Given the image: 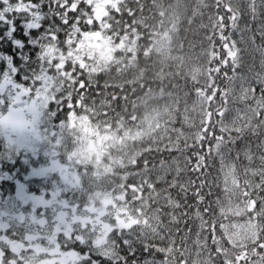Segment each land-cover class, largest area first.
<instances>
[{"label": "trees", "instance_id": "16d2710c", "mask_svg": "<svg viewBox=\"0 0 264 264\" xmlns=\"http://www.w3.org/2000/svg\"><path fill=\"white\" fill-rule=\"evenodd\" d=\"M9 2L15 7L17 0ZM224 2L239 12L236 29L229 20L231 13L223 5L218 7L216 0H114L109 3L92 0V18L98 25H93L87 35L77 38L68 48L63 44L66 37L59 25L61 22L52 15V11L63 10L51 0H32L38 6L39 21L34 22L31 15L18 12L5 13V19L0 21V82L9 73L13 83L21 87L36 85L44 74L56 77L55 83L63 80L60 92L49 88L63 103L50 100L45 118L56 131L51 140L57 134L61 138L59 146L52 141L58 151L54 156L56 162L71 172L65 180L56 175L57 183L64 185L72 177L73 167L80 176L81 188L76 194L80 205L73 209L56 204L71 212L69 219L79 215L86 202L97 196L113 200V208L123 205L132 210L141 202L133 200L129 185H140L143 180L154 185L152 199H148L151 190L146 184L141 194L148 200L145 216L149 218V225H134L132 230L139 236L143 229L148 243L158 246L159 251L145 252L143 245L136 243L135 255H130L123 240L115 232L110 234L116 238L120 254L127 257L128 264H134L133 260L143 264L153 255L158 264H257L264 257V114L257 118L247 112L246 119L237 122L245 124L247 117H252L250 125L243 129V138L234 145L222 143L218 154L209 152V147L215 144L214 137L202 145L196 141L208 111L213 113L209 130L219 136V126L212 128L220 119L216 109L226 105L224 119L230 123L237 109L243 110L246 104L252 103L250 99H241L243 88L251 85L257 97L264 88L259 82V78H264V3L256 0L254 18L251 0ZM3 7L0 4V9ZM80 7L87 6L81 3ZM218 16L224 17L223 34L239 49V64L235 75L230 60L220 66L219 73H211L212 87H208L209 68L219 65L218 60L209 64L212 46L221 58H226L219 29L213 28ZM33 23L39 26L31 27ZM82 29L87 30L88 26L82 25ZM53 30L58 35L59 48L52 55L63 58L69 71L73 60L77 62L78 72L79 64L84 65V72L79 75L86 84L84 89L77 86L74 91L67 87L66 78L48 72L45 54ZM90 42L100 44V49L89 48ZM213 88L216 95L210 102L197 91L204 89L206 95H211ZM68 92L74 105L71 113L66 100ZM223 92H227L226 99H222ZM29 94L34 95L35 91ZM6 108V105L0 107V112ZM77 126L89 128L97 139L98 135L102 136L97 152L91 150L92 154L86 155L85 144L74 149L73 135L60 134L63 127ZM106 135L113 136L115 144L103 148ZM249 149L251 160L245 156ZM196 153L205 156L204 167L199 171L193 170L197 164ZM91 156V160L78 164L82 158ZM38 163H45V159L33 161L34 165ZM29 171L30 164L14 156L0 137L1 206L17 197L19 190L41 192L42 187L49 185L45 183L46 178L25 179ZM174 178L178 181L177 187H169ZM179 185H185L187 193ZM198 190L204 197L199 204ZM73 193L71 190L66 196L73 197ZM169 195L173 202H179V208L168 202ZM121 196L125 199L121 200ZM197 208L199 216L194 215ZM41 212L37 210L33 226L43 219ZM132 215L135 216L134 211ZM62 216L61 213V220H69ZM235 223L251 225L254 238L243 242L233 240L231 229ZM19 224L23 226V222ZM79 224L73 227L77 234ZM66 249L87 252V247L78 242ZM11 255L7 250V256ZM93 258L100 264H109L103 257Z\"/></svg>", "mask_w": 264, "mask_h": 264}, {"label": "snow or ice", "instance_id": "6c2138e0", "mask_svg": "<svg viewBox=\"0 0 264 264\" xmlns=\"http://www.w3.org/2000/svg\"><path fill=\"white\" fill-rule=\"evenodd\" d=\"M54 2L59 9L63 11H52V15L58 17L61 22L59 25L61 30L65 32V40L63 44L68 48L69 46L74 44L77 38H82L83 36L88 34L93 27V25H98V21L92 18L93 14V5L92 0H51ZM264 3V0H261ZM83 3L86 5V8H81L80 5ZM0 4L4 5L2 9H0V21L5 19V13L10 12H18V13H27L31 15L34 22L39 21L41 19L40 13L38 11V6L32 3V0H17L15 7L10 5L9 0H0ZM217 6L223 5L227 12L231 13L229 20L231 21V26L233 29L237 28L238 20H239V12L234 11L230 3H225L224 0H216ZM50 7V11H51ZM256 0H251L250 2V11L253 13V17L255 18L256 14ZM70 13H76V15L70 16ZM223 16H218L213 25L214 29H219V38L222 41L223 49L226 52V58H221L220 52L216 51L214 45L212 46V50L209 51V64L212 63L213 60H218L219 65L213 68H209V85L208 87H212L213 77L211 73H219L220 66L227 65L229 60L232 63L233 73L235 75V68L239 64V49L236 46L234 41H230V37H226L223 34L224 24H223ZM82 25H87L88 29L83 30ZM38 23H33L31 27H38ZM264 34V33H262ZM49 40L51 43L48 45L45 60L49 73L55 72L58 77L66 78L68 84L67 87L76 91L77 86L79 89H84L86 84L83 80L79 79V75L84 72V65L79 64V72L77 71V62L73 60L71 62V70H66V62L63 58L57 59L52 53L56 52L59 48V39L56 32L53 30L49 34ZM211 40V37H208ZM71 54V53H69ZM61 53V57H62ZM12 74L9 73L6 75L2 82H0V92L4 90V86H9L13 91H15L16 95L13 99L11 93L9 94V99L12 100V103H19L20 97L26 95L33 90L35 91L36 99H42L44 106H48L49 100L58 102L60 104L63 103V100L58 98L55 95H48L49 88L54 87L56 92H60L63 80L60 83H55L56 77L50 76L48 74H44L38 78L37 84L32 85L31 87H20L16 83L9 78ZM225 75H227L225 73ZM231 79V78H230ZM259 82L264 84V78H259ZM198 93L202 96L206 97L207 102L213 100L216 95V89L213 88L211 95H206L204 89H198ZM227 98V92H223L222 99ZM241 99L244 101L251 100V104H246L245 108L237 109L236 115L232 119L230 123L225 122V114L228 111L226 105L216 109V114L219 116V120L212 125V128L215 129L216 125L219 126V131L221 135L214 136V131L209 130V121L212 117L213 113L211 111L207 112L206 118L202 121V127L200 132L197 134V143L202 145V142L208 138L215 139V144L209 147V152H215L218 154V150L222 146V143H231L235 144L238 139L243 138V129H246L250 123L252 117H247L248 123L238 124V121H244L246 119V113L251 112L259 118L262 114H264V88H261L260 95L257 97L255 95V89L248 85L243 88ZM67 106L70 110L69 113L74 108L71 98V92H68L66 95ZM4 101L0 99V104ZM35 103V101L33 102ZM13 111L11 105L9 106V113L11 114ZM4 118H0V123L3 122ZM264 123V121H262ZM232 133L236 135L233 136ZM227 134V138L225 137ZM253 134H256L254 129ZM197 156V164L193 170L199 171L202 167H204L205 156L196 153ZM245 156L247 159L251 160L252 156L250 155V149L245 151ZM237 158H239V153H237ZM223 157L221 155V161ZM164 162H161V167H163ZM148 162L145 161V168H147ZM180 169L177 168V173H179ZM255 174V173H254ZM147 185V187L151 190L149 193L148 199H152V192H155L154 185L148 180H143L140 185H129V188L134 193L133 200L140 201V205L132 210L128 208L123 209L124 217L119 220V223L116 226H105V228H100L99 225L92 223L91 230H89V224L85 222L83 224V230L79 231L78 234L73 235L71 230L65 231L63 233L64 240L62 242H58L56 240L55 235H52L48 239V247H42L39 244H33L34 240L39 239L40 237L34 235H28L26 238H23L19 241H13L11 239H5L0 236V264H57V261H60L61 264H100V261L94 259V256L103 257L109 261V264H128L127 257L122 256L119 251V245L117 244L116 238L112 235L115 232L120 239L123 240L124 245L128 247V252L130 255H135V247L136 243L143 245L144 251L151 253L153 249L155 251H159V247L156 245H152L148 243L145 233L143 229H140V235L137 236L136 232L133 231L134 225H149V218L145 216V208L147 207L148 200H146L141 194L143 193V186ZM178 181L174 178L172 182H170L169 187H177ZM180 189L187 193V187L185 185H179ZM204 184L200 185V189L202 190ZM211 194V193H209ZM197 204L203 202L204 197L200 194L198 190L196 192ZM121 200H124L125 197L121 196ZM168 202L172 203L174 207L179 208L181 205L179 202H173L171 200V196H168ZM135 212V216L132 215V212ZM207 212V208L204 209ZM186 214V213H185ZM194 215L199 216L200 211L197 208L194 212ZM142 218V219H141ZM2 227V225H0ZM155 229H153L154 231ZM214 230V229H213ZM59 231V229H57ZM129 237H134V239H130ZM79 243L80 245H84L87 247L86 253H81L78 251H62L61 248H67L70 244ZM264 247V245H262ZM10 249L12 255L9 258L6 255V250ZM134 264H137L136 260H133ZM143 264H158L155 256L153 255L152 259H145ZM257 264H264V257H261Z\"/></svg>", "mask_w": 264, "mask_h": 264}, {"label": "rangeland", "instance_id": "374dc122", "mask_svg": "<svg viewBox=\"0 0 264 264\" xmlns=\"http://www.w3.org/2000/svg\"><path fill=\"white\" fill-rule=\"evenodd\" d=\"M105 1L109 3L114 0ZM88 45L89 48L93 46L96 49H100L101 47L100 44L93 42H90ZM10 93L14 99L16 93L11 89L10 85L4 86V90L0 92V99L4 101L0 104V107L7 106L6 110L0 112V118H4L3 122L0 123V128L3 130L0 132V137L4 139L7 148L14 156H19L23 161L30 164V171L25 179L46 178L45 183L49 185L42 187L41 192L19 190L17 197L11 198L2 206L0 205V225H2L0 227V236L5 239L19 241L28 235H34L40 238L34 240L33 244L40 245L43 243L42 247H48V239L46 237L50 238L52 235H55L56 240L62 242L65 231L71 230L73 235L77 234L73 229L74 224L77 226V222L81 223L79 224L81 226L79 228L80 231L83 230L82 226L85 222L89 224V230H91L92 223L99 225L100 228L116 226L119 220L124 217L122 210L125 207L119 205L113 208V200L99 196L94 197L92 201L86 202V206L78 211L79 215H72L71 219H69L71 212L67 213V209H62V207L68 206L74 209V207L80 205L79 201L76 200V194H78L81 188L77 168L73 167V175L68 181L64 182V185L57 183L56 175L60 179L65 180L71 176V172L68 170L69 168L57 163L54 157L58 151L52 143L51 137L56 131L50 128L49 122L45 118L47 106H44L42 99H36L35 94L30 95L29 93L20 97L21 102L13 104L12 100L9 99ZM48 95L51 96L52 94L48 91ZM34 101L35 103H33ZM10 105L13 109L11 114L9 113ZM60 130H62L60 134L68 132L73 135L74 149L85 144L84 147H86L87 153L84 151V154L88 155L91 150L97 152L96 149L99 147L101 135H98L99 139H97L89 128L79 126L74 129L63 127ZM24 132H30L34 135L28 139H24L20 135ZM75 132L79 134H74ZM112 139L113 136L106 135L103 139V148H106L110 144H115V141H112ZM53 142H56L55 144L58 146L61 145V138L58 134ZM91 154L89 153V155ZM91 158L92 156L90 158L84 157L78 164H83L87 160H91ZM39 159H45V163L34 165L33 161ZM94 161H97V159ZM61 175L66 176L63 177ZM71 190L72 193L74 192L73 197L66 196L67 192ZM37 210L42 211L40 216L44 220H40L36 226H33L32 223L37 218ZM58 210H61V212ZM61 213L63 214L62 217L69 220H61ZM12 220L17 221L12 223ZM19 222H23L24 227ZM231 236L233 240L238 242L248 241L254 238L255 230L247 223H235L231 229ZM7 250L10 251V249ZM61 250L70 251L63 247ZM57 264H61V262L57 261Z\"/></svg>", "mask_w": 264, "mask_h": 264}, {"label": "clouds", "instance_id": "9594fccd", "mask_svg": "<svg viewBox=\"0 0 264 264\" xmlns=\"http://www.w3.org/2000/svg\"><path fill=\"white\" fill-rule=\"evenodd\" d=\"M2 131H3L2 128H0V132H2ZM20 135H21L22 138L28 139V138H30L34 134L33 133H30V132H24V133H21Z\"/></svg>", "mask_w": 264, "mask_h": 264}]
</instances>
